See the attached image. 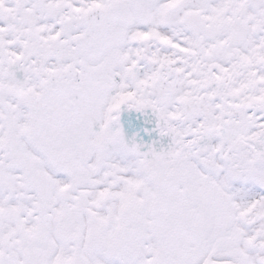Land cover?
<instances>
[{"label": "snow or ice", "instance_id": "snow-or-ice-1", "mask_svg": "<svg viewBox=\"0 0 264 264\" xmlns=\"http://www.w3.org/2000/svg\"><path fill=\"white\" fill-rule=\"evenodd\" d=\"M0 264H264V0H0Z\"/></svg>", "mask_w": 264, "mask_h": 264}]
</instances>
